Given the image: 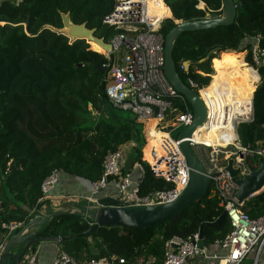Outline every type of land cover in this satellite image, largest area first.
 Returning <instances> with one entry per match:
<instances>
[{
  "label": "trees",
  "instance_id": "obj_1",
  "mask_svg": "<svg viewBox=\"0 0 264 264\" xmlns=\"http://www.w3.org/2000/svg\"><path fill=\"white\" fill-rule=\"evenodd\" d=\"M238 1L234 0L237 10L232 24L183 32L175 39L174 62L177 65L190 61L188 75L194 81L208 83L209 76L200 74L212 73L210 60L217 52L229 57L241 55L256 34H260L264 47V0H240L239 4ZM163 2L170 17L162 25L163 37L174 26L173 19L222 14L221 0ZM199 2L204 3V8H199ZM113 5L114 0H22L18 4L0 1V222H26L29 212L43 205L46 200L38 201L42 196L40 186L52 170L94 182L102 175V161L109 151L133 140L142 142L143 124L135 117L122 119L109 112L108 117L99 114L92 123H81V116L90 107L114 108L105 93V72L96 66L106 59L96 45L84 39L70 40L59 32L61 13H68L72 23L94 29V35L106 42L115 32L102 19ZM246 61L251 63L250 54ZM193 68H198L196 72L200 74L193 73ZM257 70L261 81L252 96L253 119L239 123L236 129L243 145L264 142V64ZM179 75L186 83L183 72ZM213 91V87H207L208 93ZM210 96L213 101L229 94L220 89ZM228 101L231 110L239 109L231 96ZM135 150L134 158L140 161L139 147ZM142 164L145 172L139 184L141 194L172 186L171 182L153 176L148 165ZM99 202L115 205L109 197H101ZM243 209L250 217L263 214L264 191L243 205ZM221 213L217 199L209 197L207 191L203 200L192 202L161 223L144 229L99 226L89 235L68 238L59 244L75 260L85 255L104 257L109 264H130L153 258L155 264H161L168 238L196 232L202 222L214 221ZM90 223V217L81 211L64 213L40 227L38 235L67 237L83 232ZM229 231L227 219L214 227H203L204 243L220 240ZM119 259L124 263H119Z\"/></svg>",
  "mask_w": 264,
  "mask_h": 264
},
{
  "label": "built area",
  "instance_id": "obj_2",
  "mask_svg": "<svg viewBox=\"0 0 264 264\" xmlns=\"http://www.w3.org/2000/svg\"><path fill=\"white\" fill-rule=\"evenodd\" d=\"M10 1L18 4L22 0ZM155 19V14L148 8V0H114L113 9L102 19V23L113 27L115 32L111 39L106 41L110 44V50L103 51L106 59L102 64L105 72L103 82L107 99L114 107L130 110L141 122H154L153 129L160 133V140L149 149L146 164L153 176L171 182L172 186L141 194L139 184L145 172L144 166L137 161L134 166L124 171L125 158L119 147L104 156L100 179L89 182L79 178L89 191L84 199L93 205L106 206L101 204L99 199L107 197L103 190L108 187L116 189L114 194L108 196L115 201V205L111 206L168 203L176 199L188 183L189 166L180 148L182 140L178 136L172 137L171 133L190 125L193 112L185 97L169 84L163 73L164 37L161 28L169 18H163L157 23V27ZM260 39V34H256L251 38L249 49H245L251 56L249 66L258 76L257 67L264 64V47L261 46ZM176 70L179 74L183 72L186 81L184 83L200 97L205 107L201 125L208 123L207 129L213 127L222 129L221 126L230 120L235 126V138L228 140L225 145L209 146L204 141L196 139L194 133L199 126L188 138L190 149L205 173L212 175L208 188L209 197H215L217 206L226 212L230 231L222 239L203 245L198 243V231L185 237L174 235L164 242L161 264H258L264 247V213L250 217L243 209V205L252 198L245 202L237 201L235 198L237 186L228 172L221 170L230 158L233 159V166H239L242 172H247L249 166L256 168L260 162H264V143L258 141L254 145L249 143L243 145L236 131L239 123L252 120L253 94L244 102L247 109L243 114L229 117V105L226 101L215 102L216 113H210L214 103L209 104L203 98L202 90L210 84L213 71L210 74H200L193 68V73H199L202 77L209 76L208 83L204 84L194 81L188 75L191 68L186 71L184 61L176 65ZM220 109L222 113H219ZM163 121L168 124H162ZM148 135L150 139L154 138L149 130ZM134 170L137 171L135 177ZM60 176L61 171L54 169L42 181L40 186L42 196L38 201L51 197ZM34 213L35 209H32L27 220ZM25 223V221L0 222V252L8 237L21 229ZM22 262L38 264L36 253L29 254L27 251L19 264ZM119 263L124 261L119 259ZM51 264H109V262L104 257H88L80 263L59 248ZM130 264H155V260L139 259L137 263Z\"/></svg>",
  "mask_w": 264,
  "mask_h": 264
},
{
  "label": "water",
  "instance_id": "obj_3",
  "mask_svg": "<svg viewBox=\"0 0 264 264\" xmlns=\"http://www.w3.org/2000/svg\"><path fill=\"white\" fill-rule=\"evenodd\" d=\"M240 0L238 1V4ZM222 14L214 17H205L192 20H175L174 26L164 36L163 73L169 84L191 106L193 112L192 123L182 129L178 138L181 139L180 148L189 166V180L183 191L176 199L168 203L152 205L132 206H86L81 210L83 215H88L91 223L87 229L78 234L67 237H41L38 235L39 228L47 224L52 218L70 213L69 211H54L47 214L34 213L26 221L21 229L10 235L0 252V264H19L25 253L40 241L58 242L68 238H79L93 233L99 226H120L127 228H147L153 224L161 223L183 211L194 201H201L207 194L212 175H207L192 152L188 138L195 128L202 124L205 116V107L200 97L192 91L182 80L176 70L172 56L174 41L183 32L206 30L218 26H227L234 22L237 4L234 0H221ZM172 17V16H171ZM62 28L59 32L70 39L91 40L102 47L103 51L110 50V44L94 35V29L87 28L84 24L71 22L68 13H61ZM203 61L200 60L199 63ZM100 72H104V66L97 63ZM190 61H184V69L189 70ZM253 119V117H252ZM222 171L228 172L231 180L237 186L235 198L239 202H245L264 191V162H260L256 168L248 167L247 172H242L239 166H233V159L227 160L221 167ZM226 219V212L222 213L214 221L202 222L198 229L199 244H204L203 227H214Z\"/></svg>",
  "mask_w": 264,
  "mask_h": 264
},
{
  "label": "crops",
  "instance_id": "obj_4",
  "mask_svg": "<svg viewBox=\"0 0 264 264\" xmlns=\"http://www.w3.org/2000/svg\"><path fill=\"white\" fill-rule=\"evenodd\" d=\"M161 5L162 0L160 1ZM203 5V4H202ZM202 5H199L202 7ZM167 12V17L169 16V9L163 5ZM204 8V7H203ZM241 59V58H240ZM240 61V60H238ZM221 65H224L221 62ZM249 74H241L237 68L234 70L225 71L223 67H217L216 71L218 73V77L216 78L218 84L216 88L218 90L226 91L229 96L238 99L248 98L252 95V91L254 90V83H256L259 78L256 73L246 69ZM256 75V76H254ZM258 85V84H257ZM256 85V87H257ZM252 88V90H251ZM213 109L211 108V113ZM232 128V127H231ZM204 127L199 128L196 133L197 135L210 142L214 137L211 135H201L200 131L203 130ZM129 168H124V170ZM133 176H137V171H133ZM116 192L115 188L108 187L103 190L105 196H110ZM89 194V191L86 185L76 176L68 175L61 173L60 181L58 185L55 187L53 192L51 193V197L46 199L43 205L35 209V213L47 214L48 212L54 211H69L71 212H80L76 211L77 208L83 209L86 206H92L87 201L84 202V196ZM250 201L244 203L248 204ZM40 229V228H39ZM60 248L59 242L53 241H40L32 246L28 253H36L38 264H51L55 254L58 252ZM22 262L21 264H23ZM258 264H264V247L260 253Z\"/></svg>",
  "mask_w": 264,
  "mask_h": 264
},
{
  "label": "rangeland",
  "instance_id": "obj_5",
  "mask_svg": "<svg viewBox=\"0 0 264 264\" xmlns=\"http://www.w3.org/2000/svg\"><path fill=\"white\" fill-rule=\"evenodd\" d=\"M201 2V1H200ZM200 2L198 3V5L200 4ZM202 7H199V8H203L205 5L204 3H202ZM163 6V5H162ZM169 15V14H168ZM207 17H213V16H210L209 14L206 15ZM167 17V16H166ZM173 22L175 23V20L173 19ZM70 39V38H69ZM70 40H73V39H70ZM231 52H234V51H231ZM242 55H237L236 57H225L224 55L220 54L221 52H217L215 54V58L211 59L210 60V67H211V70L213 71V75H214V78L216 82H213L212 80V83L210 84V86L208 87H213L215 89V86L218 84V81L216 78L218 77V73L216 71V68L217 67H223L225 71L227 70H234L233 68L230 67V65H228L227 63L224 64V65H221V62L223 61H230V62H233L234 64H236L237 66H243L245 62L241 61L242 59H245L246 60V56H247V50H243L242 51ZM220 58L222 61L221 62H218L216 61V58ZM242 58V59H240ZM240 60V61H238ZM219 63V64H217ZM246 63H248L246 61ZM249 65V63H248ZM247 67V66H245ZM195 71L198 70V68H194ZM200 71V70H199ZM240 72V71H239ZM242 74V73H241ZM259 78H260V75H259ZM261 81V78L260 80L257 81L256 85L259 84ZM256 87V86H255ZM254 88V87H253ZM252 90V88H251ZM205 93V95H208L209 94V97L211 99H213V97L210 96V93L207 92V87L205 88V91H203ZM254 92V91H253ZM212 93V92H211ZM252 93V92H251ZM203 98L205 99V97L203 96ZM109 112H112L118 116H120L122 119H131V118H134V114L130 111V110H125V109H120V108H117V107H114V108H111L109 110H107V108L105 106H103L101 108V110H96V109H93V108H89V111L84 114L83 116H81V123H92L93 120L95 118L98 117V115L100 114L102 117H108L109 116ZM94 118V119H93ZM135 120L139 123H142L143 124V127H142V130H141V133H142V142L138 143L137 141L133 140V141H130L122 146H120V148L122 149V152H123V156L125 158V167L124 168H129L130 166H134V164L138 161L135 160L134 156H135V149L137 147H139V151H140V162H144L146 163L147 159H146V154H147V151L148 149H150L152 147L151 145V142H150V138H149V135H148V130H149V124L148 122L146 121H139L135 118ZM162 124H168V122H165L163 121ZM183 128H179L175 131H173L171 133V136L172 137H177L179 135V133L182 131ZM262 143H264L263 141H261ZM126 171V170H125ZM1 182H2V178H1V174H0V185H1ZM1 193V191H0ZM6 194V193H5ZM8 197L9 195L6 194ZM1 197V195H0ZM84 202H86V200H84ZM87 203V202H86ZM90 205H93L92 203H89ZM76 211H81V209L77 208ZM86 217H88V215H86ZM86 256L85 255H81L80 258H78V262L80 263H83L85 260H86ZM152 259V258H150ZM148 261V259H147ZM247 261H245L246 263Z\"/></svg>",
  "mask_w": 264,
  "mask_h": 264
},
{
  "label": "bare ground",
  "instance_id": "obj_6",
  "mask_svg": "<svg viewBox=\"0 0 264 264\" xmlns=\"http://www.w3.org/2000/svg\"><path fill=\"white\" fill-rule=\"evenodd\" d=\"M160 1L161 0H148V8L150 9V11L153 14H155V18L156 19H155L154 22H155V26L156 27H157V23H159V21H161L163 18H167L166 17L167 16V12H166L165 8L161 5ZM168 18H170V17H168ZM87 42L96 45L100 50L103 51L102 47H100L94 41L87 40ZM229 53H232L233 54V52H229ZM242 53H241V55H242ZM225 57H229V56L226 55ZM233 57H231V58H233ZM216 61L221 62L222 60L218 57V58H216ZM241 61L245 62L244 59H242ZM222 63L223 64H226L227 63L233 69L237 68L238 71H240V73L245 74V75H248L249 74V72L246 69H249L250 71L254 72L247 63H244L243 66H237L236 64H234L233 62H230V61H223ZM217 64H219V63H217ZM245 66H247V67H245ZM254 73H256V72H254ZM214 75L212 76V80H213V82H216L215 79H213L214 78ZM257 76H258V74H257ZM258 78H259V76H258ZM212 80H211L210 84L212 83ZM210 84L208 86H210ZM255 86H256V83H254V89H255ZM217 90L218 89L215 86L214 91L212 93H210V94L215 93V91H217ZM203 91H205V89L202 90V96L205 97V100L208 101L209 104L211 102L214 103L212 113H216L215 112V108H214L215 107V102H222V103H224V101H226L228 103V105H229V110H228L229 117H231L234 114L235 115H240V114L245 113V109H247V107L245 106L244 102L252 96L251 95L250 97L244 98V99H238V96L239 95H236L237 98H233L232 102H233L234 105H237L239 109H237V110L232 109L231 110L232 104L230 105V102L228 101V97H230V96L220 97L219 99H214L212 101V99L209 97V95H205V93ZM253 91H252V94H253ZM242 106H244V107H242ZM241 112H243V113H241ZM219 113H222L221 112V109H220ZM153 126H154V122H151L150 125H149V131H150V134H151V130H153V134H151V135L154 136L153 139H149L150 142H151V145H153L154 143L156 144V142H158L160 140L159 139L160 133H156L154 131V129H153ZM202 126L204 127V129L200 131L201 135H211L212 137H214L210 142H208V141L200 138L197 135L196 131L199 128H201ZM221 127H222V129H219L218 127H213V128L207 129L208 128V123L207 124H203V125H199L198 129L194 133V137L196 139H198V140L204 141L209 146L225 145L228 142V140H231V139H234L235 138V129H234L235 126L229 120L228 123H226L224 126L222 125ZM146 159H149V151L146 154Z\"/></svg>",
  "mask_w": 264,
  "mask_h": 264
}]
</instances>
